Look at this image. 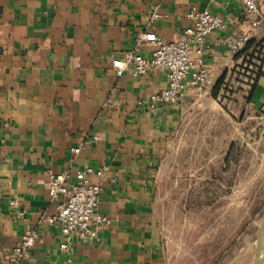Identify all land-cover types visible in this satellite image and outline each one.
I'll list each match as a JSON object with an SVG mask.
<instances>
[{
  "label": "crops",
  "instance_id": "obj_1",
  "mask_svg": "<svg viewBox=\"0 0 264 264\" xmlns=\"http://www.w3.org/2000/svg\"><path fill=\"white\" fill-rule=\"evenodd\" d=\"M155 9L162 17L152 22ZM193 10L225 21L202 58L208 86L188 88L177 104L155 111L140 106L166 88L167 72L119 77L113 61L125 51L148 57L143 33L180 40ZM248 28L247 10L232 0H0V264L12 263L30 230L38 240L24 264H68L69 257L75 264H168L156 180L186 114L213 103L233 117L264 119V75L247 68L251 59L264 60V24L237 56L221 43ZM89 168L102 187L98 212L111 225L92 241L73 236L65 251L61 224L43 220L57 212L48 172H69L74 183Z\"/></svg>",
  "mask_w": 264,
  "mask_h": 264
},
{
  "label": "rangeland",
  "instance_id": "obj_2",
  "mask_svg": "<svg viewBox=\"0 0 264 264\" xmlns=\"http://www.w3.org/2000/svg\"><path fill=\"white\" fill-rule=\"evenodd\" d=\"M254 59L247 68L259 66ZM235 114L197 104L164 154L156 209L168 264L257 263L264 236V119Z\"/></svg>",
  "mask_w": 264,
  "mask_h": 264
},
{
  "label": "built area",
  "instance_id": "obj_3",
  "mask_svg": "<svg viewBox=\"0 0 264 264\" xmlns=\"http://www.w3.org/2000/svg\"><path fill=\"white\" fill-rule=\"evenodd\" d=\"M232 1L245 7L249 20L248 30L239 38L236 40L225 38L221 41L222 45L237 56L246 48L254 32L264 24V14L260 8V0ZM161 17L155 9L151 21L156 22ZM188 17L193 23L185 29L180 40L167 42L153 32L143 33L139 36V42L152 47L148 57L143 56L138 50L125 51L123 58L113 61V67L119 77L126 71H131L136 76L145 75L150 68L167 72L166 88L147 99L140 100V106L155 111L177 104L188 88L204 89L208 86L211 70L204 64L202 58L207 51L208 39L213 33L225 28V21L219 15L197 10L191 11ZM194 53L197 54V59L193 58ZM257 70L259 74H264L263 61L259 62ZM106 171L98 174L103 175ZM92 173L91 168L80 171L76 175V182L72 183L69 172L60 174L48 172L49 191L52 199L57 202V212L52 216H45L43 220L50 224H61L65 236V241L61 245L62 250L71 251L70 243L73 236L81 241H92L97 239L101 230L111 225V220L98 212L102 187L90 180ZM11 205H16V201L11 202ZM93 220L96 221L95 225L92 224ZM37 240L36 230L26 232L21 242L13 249L11 264H24ZM68 264H75L72 257H69Z\"/></svg>",
  "mask_w": 264,
  "mask_h": 264
},
{
  "label": "trees",
  "instance_id": "obj_4",
  "mask_svg": "<svg viewBox=\"0 0 264 264\" xmlns=\"http://www.w3.org/2000/svg\"><path fill=\"white\" fill-rule=\"evenodd\" d=\"M250 48V42H248V44L246 45V49L245 50H248ZM264 62V60H263ZM261 75H264V74H261ZM226 78V75H224V77L217 83L215 89H214V97H217L218 96V93L220 92V89L224 83V80Z\"/></svg>",
  "mask_w": 264,
  "mask_h": 264
},
{
  "label": "water",
  "instance_id": "obj_5",
  "mask_svg": "<svg viewBox=\"0 0 264 264\" xmlns=\"http://www.w3.org/2000/svg\"><path fill=\"white\" fill-rule=\"evenodd\" d=\"M263 232H264V226H263ZM263 244H264V236H263V239H262V243H261V246H260V252H259V256H258L256 264H260L261 258L263 256V250H264L263 249Z\"/></svg>",
  "mask_w": 264,
  "mask_h": 264
}]
</instances>
